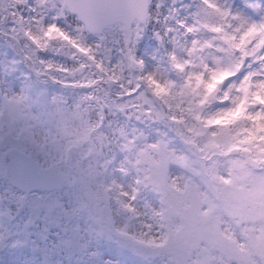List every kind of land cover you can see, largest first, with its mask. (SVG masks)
Returning a JSON list of instances; mask_svg holds the SVG:
<instances>
[{"label": "rangeland", "instance_id": "obj_1", "mask_svg": "<svg viewBox=\"0 0 264 264\" xmlns=\"http://www.w3.org/2000/svg\"><path fill=\"white\" fill-rule=\"evenodd\" d=\"M256 1L261 18L253 0H148L140 22L92 34L62 0H0V32L53 79L85 67L74 79L96 87L70 97L111 111L115 130L102 137L98 168L79 162L90 131L75 119L78 110L51 119L64 90L30 76L15 46L0 39V155L14 146L64 173L57 190L36 191L45 207L28 236L19 218L5 221L12 194L0 165V264H264V167L254 171L227 154L239 147L264 159V0ZM154 8L156 20L148 15ZM50 24L68 39L47 38ZM63 44L75 59L57 53ZM228 114L235 119L212 120ZM48 132L61 136L71 158L58 154ZM81 189L79 210L73 198Z\"/></svg>", "mask_w": 264, "mask_h": 264}, {"label": "water", "instance_id": "obj_2", "mask_svg": "<svg viewBox=\"0 0 264 264\" xmlns=\"http://www.w3.org/2000/svg\"><path fill=\"white\" fill-rule=\"evenodd\" d=\"M64 6L67 9L68 0H62ZM147 1L148 0H127V3L129 4L130 10H131V16L132 19H137L138 21H141L144 19L146 11H147ZM74 15V14H72ZM131 19V20H132ZM127 25V24H126ZM84 30L90 32L86 26H83ZM93 33V32H90ZM96 34V33H93ZM0 38L3 39L4 42L7 43L8 40H11L13 44L15 45L16 52L19 54L21 58V62L26 64L30 74H32L36 78H45L46 81L51 83L52 85H57L61 88H70V89H85L87 90L90 87H94L96 84L92 83L87 86L85 85H72L70 83H62L57 80H53L51 77L47 76L45 73H39L36 72L34 67H32L31 62L28 61L27 58L22 56L21 48L19 45V42L10 34H3L0 33ZM58 53L61 54L63 57L69 55V48L66 45H61L57 49ZM74 56H70L71 59H73ZM85 70V67H77L75 68V73L81 74ZM70 78L74 77L73 74L69 75ZM139 84L144 87L145 92L150 95L152 102L154 105L158 106L161 115L164 119L168 120V123L170 125H174L175 122L173 119L168 117V115L165 113L164 106H162L160 99L157 95H154L149 87L144 84L143 79L139 78ZM179 136V135H178ZM187 145L191 148L193 145L192 143H187ZM227 154H241L244 158V164L247 167H252L253 169L258 170L259 166H264V159H259L258 161L251 157L249 150H242L238 147L230 149ZM1 164H2V175L5 180L8 182L15 181L17 183H23L25 181L29 182H35L39 186L38 191H52L55 189H58L60 184L63 180V173L60 171L59 167L55 166H46V167H40L29 154L26 152H22L18 150L15 147H12L10 149H7L4 151L1 156Z\"/></svg>", "mask_w": 264, "mask_h": 264}, {"label": "snow or ice", "instance_id": "obj_3", "mask_svg": "<svg viewBox=\"0 0 264 264\" xmlns=\"http://www.w3.org/2000/svg\"><path fill=\"white\" fill-rule=\"evenodd\" d=\"M67 11L69 15L74 14L73 18L93 33H102L112 25L127 24L130 28L132 19L127 0H68ZM52 33L68 39L56 24H50L44 35L49 39H54ZM32 39L35 43V38ZM37 190H39V186L35 182L29 181L23 183L10 181L7 189L12 195L5 202V206L9 212L13 206L15 207V214L11 216V220L16 221L19 218L20 221H23L24 231L28 236L32 234L29 231L30 228L38 227L37 221L41 219V211L45 207L41 202L43 198H37L35 195ZM44 218L47 219V214ZM19 226L17 223L16 227ZM44 231L46 232L47 228ZM26 244L27 241L23 242L21 246H26Z\"/></svg>", "mask_w": 264, "mask_h": 264}, {"label": "trees", "instance_id": "obj_4", "mask_svg": "<svg viewBox=\"0 0 264 264\" xmlns=\"http://www.w3.org/2000/svg\"><path fill=\"white\" fill-rule=\"evenodd\" d=\"M158 1L160 4H162V2H166L167 0H156ZM3 6H5L4 4H2ZM8 8H6L7 10ZM157 8H154L149 15V19H154L156 20V10ZM254 12H256L259 16L261 15L260 12H258L257 10V4H254ZM11 12H8V14H10ZM75 83V81H74ZM76 83H85L83 81L80 80H76ZM64 98H62V100H56L57 103V109L58 112H49L50 118L51 119H59L62 116H66V114L69 113V111H77V114L74 115L75 119H79V121L81 122L80 125L85 128V131L89 132V136L86 138V143L89 145V150L88 152L85 153V155L82 157V159L79 160V162H81L82 164L88 163V164H92V166L96 169L98 168L97 165V161L102 159V151L105 148V141L104 138L102 139L103 136H108L109 134H113L115 132L114 128L112 127V119H110L111 115V111H107L106 108H104L103 106L99 105L96 106L95 104H88V108H86L84 105H86V102L83 101V99L81 97H73L71 98L70 95L72 94H77L79 93L78 91H73V90H68L65 89L64 91ZM145 96V95H144ZM143 96V97H144ZM146 97V96H145ZM235 115L234 116H230L229 114L227 115V117L223 118V119H219L217 120V118H214L212 120H216V124L218 123H223V122H227L231 120L235 119ZM81 118L83 120H81ZM53 120V121H54ZM160 120V119H159ZM209 118H203L201 119V123L202 124H206V122H210L212 121ZM79 127V126H78ZM49 133V132H48ZM51 140L54 137L53 134L49 133ZM53 136V137H52ZM72 134H68L67 138H65V141H67V139L69 137H71ZM104 141V142H103ZM53 144L55 146V148L57 147L58 150V154L59 155H66V157L71 158V156H73L72 154V150L69 146H62V142H61V136H57L54 137L53 140ZM62 146V147H61ZM194 157H191L192 162ZM84 161V162H83ZM79 162L77 163V161L75 160L72 163V166L76 169H79ZM90 164V165H91ZM92 169V168H91ZM87 189H81L80 191H76L74 192V203L77 206V209H81V207L83 206V202H84V196L86 194ZM67 191H62V195H66ZM11 213L12 215H14V211L11 210L10 213L6 212V219L5 221H8L9 224H12L14 221L11 220Z\"/></svg>", "mask_w": 264, "mask_h": 264}]
</instances>
